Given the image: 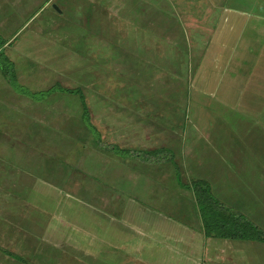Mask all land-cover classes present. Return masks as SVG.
I'll return each instance as SVG.
<instances>
[{"label":"rangeland","instance_id":"374dc122","mask_svg":"<svg viewBox=\"0 0 264 264\" xmlns=\"http://www.w3.org/2000/svg\"><path fill=\"white\" fill-rule=\"evenodd\" d=\"M38 2L0 17L4 54L17 85L32 95L16 92L0 71V264H137L135 207L160 201L152 188L145 195L147 180L173 185L176 201L195 205L178 182L206 181L215 197L216 181L237 186L238 172L257 179L264 195V17L255 12L264 2L253 1L243 25L232 27V51L217 45L222 63L224 55L232 60L209 70L219 77L220 94L213 91L204 102L190 95L199 63L191 66L175 44L169 59L162 60L164 51L153 61L144 58L149 51L117 45L119 24L114 32V17H103L90 0ZM59 88L82 92L99 144L77 96L57 90L36 96ZM232 104L236 109L222 115ZM206 105L219 110L206 114ZM192 121L200 122L199 131ZM243 143L254 157L243 155ZM112 147L132 154L121 158ZM156 151L165 153L151 154ZM146 154L152 161L142 159Z\"/></svg>","mask_w":264,"mask_h":264},{"label":"crops","instance_id":"0c3cea01","mask_svg":"<svg viewBox=\"0 0 264 264\" xmlns=\"http://www.w3.org/2000/svg\"><path fill=\"white\" fill-rule=\"evenodd\" d=\"M34 1H39L38 4L44 3L46 7L54 2V0H0V17L2 10L5 9L11 10L12 15L15 16L16 12L27 9ZM73 1L79 2V0ZM103 1L101 4L99 0H90V4H96L94 10L105 13L106 15L103 17H114L115 21L110 25L115 30L114 32L117 31L114 28H117L119 24L121 39L119 32V36L113 38L117 45L122 43L126 45V49L149 51L151 54L147 53L150 56H144V58L151 57V60L154 61L156 60L155 54L161 55L164 51L167 52H164L162 60L169 59L171 54L169 50L175 44L177 49L187 52L191 66L197 67L199 63L201 73L198 69L197 77L195 76L193 79L197 86L191 89L190 95L199 96L204 102V96L212 97L213 91L220 94V90L216 88L218 85L216 79L219 77L214 79L215 77L210 75L209 70L212 67L219 69L221 64L226 67L228 60H232L227 58L225 61L224 55V63H222L223 52L222 49L217 50V45L221 42L224 46L223 49L228 48L232 51L233 42L231 45L229 42L236 39L231 36L234 34L232 27L234 29L238 25L240 28L243 25L241 19L245 13L244 10L246 7H254L252 3L255 0ZM256 1L264 2V0ZM62 4L64 8L65 4ZM255 12H260L256 17H264V6H259ZM1 25L0 22V27ZM110 32L112 30L105 33L110 35ZM0 34H3L1 28ZM221 38L222 40H220ZM110 40L111 38L109 42ZM9 42L12 43L10 39ZM203 56L205 57L199 60ZM242 56H244L241 58L243 60L246 57V52ZM230 66L231 63L228 67ZM237 66H241V63H237ZM153 67L159 71H162L160 70L162 68H167L164 64L160 68L153 64ZM235 73L240 72L236 69ZM164 74L167 75V73ZM220 78L224 79V77ZM239 79L243 78L240 76ZM213 80L214 82H212ZM230 83L236 84V87L240 86V83L237 84L234 80ZM232 87L230 86L229 94L230 91L233 93ZM223 107L220 110L222 115L226 113L227 108L231 111L236 109L234 104L226 105V108ZM202 110L210 115L211 112H218L219 108L213 110L206 105ZM217 118L219 119V114H217ZM192 123L195 124L193 125L195 131H199L197 126L200 122L192 121ZM184 132V137H186V129ZM216 136L219 140V136ZM189 145L191 144L189 143ZM241 146L245 150L244 156L254 157L246 150L244 143ZM248 150L252 151L250 148ZM194 162L196 161H192V163ZM235 174L233 177L237 186L229 182L215 180L216 183H221L214 194L215 198L233 213L244 216L264 231V195L258 194L262 188L261 183L251 174L239 175L238 172ZM219 177H224V174ZM215 178L217 179V177ZM147 182L145 195H148L150 193L148 189L152 188L150 195L153 198H160V201H142L138 202L135 207L138 217L137 226H135L136 236H134L138 250L137 264H264L261 259V256L264 255V244L205 238L198 211L193 201L190 203L191 199H186L187 202L176 201L174 193L177 191L173 185H164L159 179L147 180ZM214 191L211 184V192ZM167 210L171 212H167ZM125 240L132 242L129 238H125Z\"/></svg>","mask_w":264,"mask_h":264},{"label":"trees","instance_id":"16d2710c","mask_svg":"<svg viewBox=\"0 0 264 264\" xmlns=\"http://www.w3.org/2000/svg\"><path fill=\"white\" fill-rule=\"evenodd\" d=\"M6 42L0 41V71L6 76L12 88L16 92L23 93L29 97L30 95L25 89L16 83V74L12 63L5 56L4 46ZM61 91L67 95H74L79 98L82 119L86 126L90 128L92 134L95 137L96 142L100 143V135L96 131L95 127L91 125L89 119V111L85 98L80 90H65V89H50L47 92H40L36 96L45 97L49 93L54 91ZM111 152L121 158H127L131 156V152L122 150L118 147H112ZM164 154L165 151L152 152L151 154ZM170 153V152H166ZM151 154H146L142 157L145 162L152 161ZM168 158V156H166ZM170 164L175 167L173 157L168 160ZM178 182V180H177ZM179 187L191 192L194 198L195 206L198 211L199 219L202 225L203 235L205 238L230 240V241H242V242H259L264 244V231L256 227L247 218L242 215L235 214L224 205H222L211 192L210 185L203 180H194L189 185H182L178 182ZM7 256L13 258L16 261L23 262L22 259L11 253H5Z\"/></svg>","mask_w":264,"mask_h":264}]
</instances>
